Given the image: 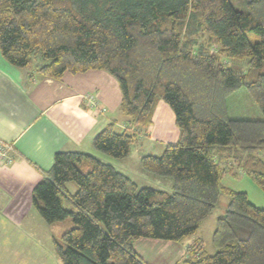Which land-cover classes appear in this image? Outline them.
Returning a JSON list of instances; mask_svg holds the SVG:
<instances>
[{"label": "trees", "instance_id": "trees-1", "mask_svg": "<svg viewBox=\"0 0 264 264\" xmlns=\"http://www.w3.org/2000/svg\"><path fill=\"white\" fill-rule=\"evenodd\" d=\"M200 30L230 65L204 45L194 53L192 36ZM0 50L10 64L55 79L105 70L119 82L131 125L148 127L163 101L180 130L161 155L141 158L144 171L172 179L170 192L139 188L91 154H55L33 202L46 222L74 223L54 240L63 264H147L136 240L180 242L194 235L221 195L229 201L212 235L216 252L198 241L178 264H264V208L223 183L244 173L264 190V157L256 155L264 149V0H0ZM241 88L262 118L230 116L227 99ZM137 136L110 123L93 145L122 159ZM69 182L77 185L75 194L67 192Z\"/></svg>", "mask_w": 264, "mask_h": 264}, {"label": "crops", "instance_id": "crops-1", "mask_svg": "<svg viewBox=\"0 0 264 264\" xmlns=\"http://www.w3.org/2000/svg\"><path fill=\"white\" fill-rule=\"evenodd\" d=\"M121 102L119 82L105 70L66 72L55 79L10 64L0 50V139L12 145V161H0V264H63L49 247L46 250L41 245L40 239L45 234L48 238L54 230L64 229V234L74 223L70 218L46 222L33 202L34 188L52 168L57 152L91 154L138 184L135 177L146 172L141 158L161 155L168 143L177 142L180 130L173 110L165 102L158 103L148 127L131 125ZM110 123H115L119 132L138 133L126 158H109L93 145L96 134ZM144 144L147 151L139 149ZM156 178L164 186L158 189L172 190L173 181ZM77 189L73 182L66 184L69 194ZM63 203L73 209L66 197ZM188 238L180 242L141 238L134 242V248L147 264H178L189 256L190 246L202 241ZM148 247L151 251H146Z\"/></svg>", "mask_w": 264, "mask_h": 264}, {"label": "rangeland", "instance_id": "rangeland-1", "mask_svg": "<svg viewBox=\"0 0 264 264\" xmlns=\"http://www.w3.org/2000/svg\"><path fill=\"white\" fill-rule=\"evenodd\" d=\"M240 1V0H237ZM235 8L241 11H246V7L243 4H236L233 3ZM192 39L195 42L194 45V53L198 51V48L201 45H204L208 49H210V53H218L221 57V61L224 64L230 65L232 63V60L228 58V56L223 53L222 51L219 52V48L217 43L213 38L210 37V35L205 30H200L197 34L192 36ZM38 64H35L34 67ZM246 71L249 70L247 66H245ZM250 74L252 77H256V72L251 71ZM227 106L229 108V114L232 117H241V118H251V119H259L263 117V113L260 110V108L255 104V102L252 100V97L249 93V91L246 88H241L231 94L227 99ZM139 149L141 151H147L148 146L147 144H144L143 146L139 145ZM136 151V150H135ZM136 153V152H135ZM104 154V153H103ZM106 155V154H104ZM134 155V154H133ZM257 156H263L264 157V149L258 150L256 152ZM109 158L115 159L111 156L106 155ZM217 158V157H216ZM227 163V162H226ZM230 165V163H227ZM144 174L137 175L135 178L138 182L139 188L145 187V186H155L157 188H164V186L160 185L155 174H151L148 172H143ZM168 178L170 181L172 179L170 177H164ZM223 183L232 189L239 190V191H245L248 193V196L252 203H254L256 206L260 208H264V190L260 188L251 178H249L246 174L241 173L238 178H234L233 176H226L223 179ZM162 186V187H160ZM229 198L226 195H221L220 201L218 204V207L210 214V216L201 224L198 231L190 236L188 239L192 241V238L198 237L201 239L204 243L205 250L210 253L214 254L216 252L215 247L212 244V233L216 226V220L217 217L223 213L224 208L228 204ZM69 219V218H68ZM71 219V218H70ZM66 220L60 221L64 222ZM61 225V224H59ZM65 226V224H63ZM66 228V227H65ZM55 233H52L48 235L49 237L46 238L45 235L42 237L41 244L46 250H48V247L50 248V251L54 253L55 256H57V253L54 248V238H59L62 236L64 229L60 230H54ZM156 241H163V240H156ZM197 245V244H196ZM199 246V245H198ZM197 246V247H198ZM196 248L192 250L193 253L199 252L195 251ZM146 251H151L150 247L146 249ZM56 253V254H55Z\"/></svg>", "mask_w": 264, "mask_h": 264}, {"label": "built area", "instance_id": "built-area-1", "mask_svg": "<svg viewBox=\"0 0 264 264\" xmlns=\"http://www.w3.org/2000/svg\"><path fill=\"white\" fill-rule=\"evenodd\" d=\"M11 151H12V145L0 139V161L1 162L6 163V162L12 161Z\"/></svg>", "mask_w": 264, "mask_h": 264}]
</instances>
